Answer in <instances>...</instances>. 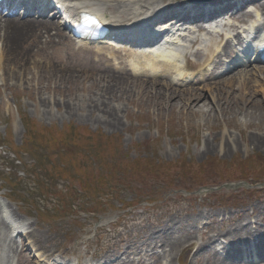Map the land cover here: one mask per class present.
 Returning a JSON list of instances; mask_svg holds the SVG:
<instances>
[{"label": "rangeland", "instance_id": "obj_1", "mask_svg": "<svg viewBox=\"0 0 264 264\" xmlns=\"http://www.w3.org/2000/svg\"><path fill=\"white\" fill-rule=\"evenodd\" d=\"M47 44L31 46L24 67L10 61L0 70L5 77L0 80V166L9 161L4 156L7 152L20 154L28 146L30 150L22 155L24 164L12 172L20 181L21 193L35 188L40 208L21 206V196L3 189L0 181L2 200L26 224L34 241L38 240L27 242L26 231L6 264H47L53 258L104 264L105 260L93 258L107 259L126 247L140 246L147 238L146 227L193 212L213 213L211 218L188 224L197 235L208 226L216 230L228 226L231 218L242 213L264 228V143L252 141L253 135L264 137V118L247 125L217 117L208 127L179 107L169 106L157 113L154 103L146 104V91L144 96L128 98L118 92L112 99L120 105L119 123L114 126V116H109L112 126L95 119L97 112L84 110L81 114L65 104L68 100L80 103L85 93L92 92V82L84 74L98 70L94 56L69 44L52 53L53 47ZM53 67L75 69L76 82L52 74ZM79 72H83L82 78ZM235 87L237 98L244 91L239 92L237 84ZM260 88L257 97L264 108ZM204 94L210 99L209 92ZM224 132L237 139L233 149L225 153L203 149L204 142L213 137L212 145L217 147ZM37 156L49 166L40 167L43 163H37ZM30 166H36L35 174ZM36 174L50 187L46 194H40L34 184ZM62 204L67 205L65 210ZM184 259L175 264H185ZM130 260L143 264L135 256ZM125 262L129 264L128 259ZM187 264H193L191 256ZM258 264H264V256Z\"/></svg>", "mask_w": 264, "mask_h": 264}, {"label": "bare ground", "instance_id": "obj_2", "mask_svg": "<svg viewBox=\"0 0 264 264\" xmlns=\"http://www.w3.org/2000/svg\"><path fill=\"white\" fill-rule=\"evenodd\" d=\"M37 1L33 0L34 6ZM53 1L63 8L62 12H56L59 15L57 20L50 21L44 18L0 19V70L3 71L2 67H5L10 61H17L24 67L26 65L25 58L30 54L31 46L48 43L47 45L53 47L52 53H56L66 44L74 45L71 36L64 34L61 29H63L62 27L70 28L69 23L77 20L78 15L83 11H92L102 18L105 17L106 25L110 29V36L118 37L121 41H124L126 35H131L134 38L140 37L141 29L150 27L152 21L155 22L164 17L173 16L174 19L179 20L178 22L188 21L190 24V21L196 18H210L213 14L224 10L227 14L218 18L224 20L225 23L216 25L221 29V33L218 35L226 37L224 45L215 46L216 42L213 39L212 42L197 51L198 54L194 53L196 54L194 55L195 60L187 59L185 56L184 66L179 57L172 53V47L179 42L180 38L187 39L188 44L198 42L197 33L200 29L192 24L188 25V23L184 25V28H180V26L176 28V22H173L170 32L172 39L169 41V46H163L149 53H132L127 50L128 46H124L126 49L118 50L107 44L106 47L101 46L110 51L107 55L101 53L100 46H94L93 48L100 55V58L97 56V59L93 61L98 70L96 72L86 71L84 74V77L89 78L92 82V86H90L93 90L91 93H85L80 103H72L71 100L65 101L70 111L78 110L81 114L84 110L91 113L97 112L95 119H102L111 125L112 121H109V116H114L112 120L113 125L116 126L119 123L120 113V105L115 104L116 101L112 99L117 96L116 93L121 92L128 98L134 95L144 96L146 91V104L154 103L157 113L160 114L169 106V108L179 107L180 110L184 109L191 115L195 114L198 122L201 125H208V127H211L209 124L217 117L226 123L231 124L234 120H240L247 125L264 118V108L261 105L263 101H259L257 97L259 96L257 89L264 84V66L259 67L256 65L257 63L249 64L246 57L237 54L236 47L232 45L233 42L240 46L244 44L242 35L248 38L251 33L258 34L262 29L264 30V1H255V4L248 6H253L254 9L246 11L241 6L247 0H217L209 7H204L205 10L202 9L203 7L196 8L194 13H191L194 7L183 12V8H186L185 3L175 4V0ZM233 9H237V11H233ZM179 10L181 11L179 12ZM230 11L231 13H228ZM250 17L253 19L247 20ZM236 22L245 25H243L242 31L238 30L239 25ZM160 29L162 28L160 27ZM262 34L264 43V31ZM231 38L233 42L230 41ZM27 40L29 45L25 44ZM199 43L202 44V42ZM79 45V47L88 48L85 41L79 42ZM77 49L88 51L87 49ZM118 51H120V56H117ZM121 51L127 53L125 59H119L122 57ZM234 53L237 56L225 64L223 58L228 59ZM117 60L118 62H116ZM221 66V72H218L214 77ZM53 68L51 69L52 74L60 73L65 76V79L68 78V80L76 82L75 72L77 71L75 69ZM188 68L199 70L198 75L202 77L201 84L192 85L193 76L187 72ZM227 68L232 71L228 72ZM250 69H253L254 72H250ZM2 71H0V80L5 81ZM82 74L83 72H79L78 77L82 78ZM22 81L24 84L28 83L25 80ZM235 84H237L239 92L244 91L237 98L234 93L236 92ZM212 85H216L213 90L210 88ZM260 89L264 95V86ZM205 91L211 94L210 99L206 98ZM42 101L50 102L51 100L43 98ZM157 102L165 104L159 105ZM252 138V141L257 145L264 143L262 136L253 135ZM214 140L216 137H213L211 141L206 140L203 149H218L225 153L238 144L237 139L226 132L222 134L217 147L212 145ZM255 209L260 211L258 206H255ZM212 215L211 211L208 213L193 212L179 219L171 218L156 227H146V241L140 246H129L123 251L119 250L116 255H111L115 256L112 262L104 264H125L126 259L129 264H132L131 256L137 257L143 264H175L177 260L180 262L182 257H185L184 263L187 264L190 256L193 264H228L226 258L233 262H248L245 260L248 257L243 260L241 249L249 250L247 256H254L255 253L264 256V228L257 225V220L247 219L251 218L247 213L231 218L228 226L222 225L217 230L213 226H208L199 235L192 227L188 228V224L191 226L201 217L211 218ZM14 217L16 216L12 214L10 206L0 203V264L8 262V253L11 250L18 251L17 236H21L24 234V230L28 229L26 224L18 222ZM183 223H187V225L182 227ZM157 228L161 229L156 230ZM221 238L226 239L225 243L221 242ZM27 239L30 242L34 241L30 232H27ZM35 241L38 242V240ZM246 244L249 245L243 248V245L246 246ZM219 249L226 253L225 257ZM148 250L151 251V254ZM236 251H240L241 256L238 254L235 256ZM148 260L149 263H147ZM252 261L250 264H258V261ZM55 264L88 263L56 261Z\"/></svg>", "mask_w": 264, "mask_h": 264}, {"label": "trees", "instance_id": "obj_3", "mask_svg": "<svg viewBox=\"0 0 264 264\" xmlns=\"http://www.w3.org/2000/svg\"><path fill=\"white\" fill-rule=\"evenodd\" d=\"M116 194H119V192L116 191ZM62 205H64V210H65L67 205L66 204H62Z\"/></svg>", "mask_w": 264, "mask_h": 264}]
</instances>
